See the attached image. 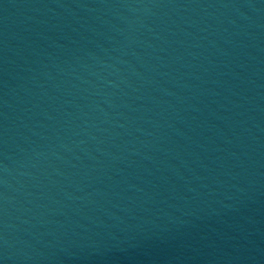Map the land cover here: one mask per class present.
Here are the masks:
<instances>
[{
	"label": "water",
	"instance_id": "1",
	"mask_svg": "<svg viewBox=\"0 0 264 264\" xmlns=\"http://www.w3.org/2000/svg\"><path fill=\"white\" fill-rule=\"evenodd\" d=\"M0 264H264V0H0Z\"/></svg>",
	"mask_w": 264,
	"mask_h": 264
}]
</instances>
